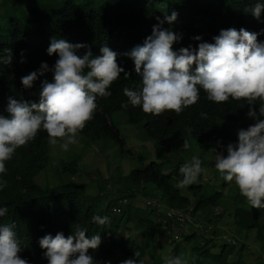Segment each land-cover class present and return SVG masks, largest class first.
Here are the masks:
<instances>
[{"label": "trees", "instance_id": "trees-1", "mask_svg": "<svg viewBox=\"0 0 264 264\" xmlns=\"http://www.w3.org/2000/svg\"><path fill=\"white\" fill-rule=\"evenodd\" d=\"M8 2L0 0V9L5 8L11 17L10 29L0 34V55L5 54V49H11L13 63L0 66V114L8 115L9 97L17 101L38 102L42 82H53V73L49 71L38 76L31 89H25L21 84V78L38 71L42 63H47L49 68L55 64L58 55L47 54L53 38L87 45L78 51V55L89 49L94 56L99 55L100 48L108 46L118 54V64L130 75L125 79L121 73L109 89L111 97L97 99L98 108L93 119L79 134L84 140L93 142L112 139L124 153L126 141L114 119L115 111H123L131 123L144 130L145 136L156 139L157 149V161L119 176L115 185L99 184V191L93 196L87 193L85 184L64 181L62 177L53 186L36 182V176L51 160L52 145L48 143L46 132H39L33 141L19 148L6 164L8 171L3 179L7 183L0 191V206H6L8 213L0 218V223L16 225L15 231L23 248L21 258L27 259L29 264H48L39 239L46 234L55 236L58 232L68 236L79 225L88 229L89 236L100 234L101 245L95 251L90 249L89 254L101 264L118 251L121 253L120 262L132 258L137 250L145 259L146 254L136 238L146 231L151 234L143 241L151 252L149 257L154 259L153 264H164V259L159 261L156 252L163 241L162 229L170 231L174 224L165 210L173 208L204 216L205 221L215 225L226 217L237 231L233 232L238 244L207 237L192 226L186 228L190 229L187 233H170L175 237V243L170 247L172 257L180 256L188 264H248L247 258L252 256L255 257L253 264H264V209L251 208L235 184L224 182L219 174L221 183L218 187L205 181L204 174L197 183L184 187L186 193L177 187L182 178L179 168L187 162V155H193L196 147L206 153L217 147V142L223 146L235 143L234 133L254 123L247 116L249 106H242L237 101L216 104L208 101L201 91L200 100L180 115L165 112L155 116L144 113L140 107H121L127 101L123 88L140 85L133 60L123 54L142 45L152 34L153 26L164 21L166 14L178 13L176 21L172 24L164 21L162 25L182 36L173 45L174 50L189 45L197 48L200 42L212 43V38L219 35L220 30L228 28L258 33V42H264V13L257 20L249 11L256 0H28L24 7L13 6V13L7 8ZM36 22L39 23L37 27ZM195 36H201L202 41L192 39ZM22 52L24 63L20 62ZM255 107L258 111L259 105ZM202 113L206 118L201 116ZM187 128L193 129L190 137L186 135ZM184 139L191 144L188 151L182 149ZM172 146L178 153L173 159L164 153L165 148L168 150ZM202 166L206 168L203 162ZM60 167L58 176L63 172L73 176L81 169V163L79 159L61 161ZM166 168L169 170L165 171ZM149 183L162 192L163 198L149 197ZM140 194L147 197L142 208L135 205ZM148 200H155L157 205L148 204ZM146 208L149 210H143ZM218 208L221 211L217 212ZM93 215H107L111 224L96 225L91 220ZM130 223H133L134 235L119 234ZM238 234H244L247 241L253 235L260 250L252 249Z\"/></svg>", "mask_w": 264, "mask_h": 264}, {"label": "clouds", "instance_id": "clouds-1", "mask_svg": "<svg viewBox=\"0 0 264 264\" xmlns=\"http://www.w3.org/2000/svg\"><path fill=\"white\" fill-rule=\"evenodd\" d=\"M257 20L264 13V0H256L249 9ZM178 13L165 15L164 21L172 24ZM159 20V18H157ZM160 21L152 28L142 45L135 46L123 55L134 62V71L140 77L136 88H123L127 98L122 108L140 107L146 114L159 116L165 112L180 115L200 100V93L216 104L237 101L249 106L247 116L254 121L246 129L238 130V142L226 147L217 142L213 149L214 165L223 181L234 183L239 193L251 208L264 209V42H258V33L243 28L222 29L214 36V42H200L197 48L191 45L174 50L182 36L162 27ZM192 39L202 41L201 36ZM83 43H70L63 38H53L47 54L58 55L55 64L49 68L42 63L38 71L21 78L25 89H31L38 76L51 71L53 82L44 80L41 84L38 102L17 101L8 98L7 116L0 114V191L6 187L3 179L7 175L6 164L16 151L33 141L39 132L47 133L50 145H59L68 151L79 143L78 135L91 121L97 111L98 98L111 97L109 90L113 82L121 77L129 78L117 62V53L108 46L100 48L99 55L89 49L78 55ZM0 55V66L13 63L11 49ZM21 63H24L23 52ZM195 65V67H194ZM256 105H259L258 111ZM201 116L206 118V114ZM191 136L193 129L187 128ZM191 144L183 140L182 149L188 151ZM199 156L182 164V177L177 187L184 188L199 181L206 173ZM8 213L6 206H0V218ZM93 223L99 226L111 224L109 216L93 215ZM14 223H0V264H29L22 259L21 242ZM88 229L77 225L72 233L65 236L46 234L38 243L44 250L43 257L48 264H101L89 254L101 245L99 233L89 236ZM139 250L132 258L121 264H145ZM110 264V262H104ZM164 264H188L180 256L168 257Z\"/></svg>", "mask_w": 264, "mask_h": 264}, {"label": "rangeland", "instance_id": "rangeland-1", "mask_svg": "<svg viewBox=\"0 0 264 264\" xmlns=\"http://www.w3.org/2000/svg\"><path fill=\"white\" fill-rule=\"evenodd\" d=\"M27 1L28 0H24L23 2L18 0H9L7 8L10 13H13V6L18 7L20 5L21 7H24L25 2ZM10 21L11 17L6 13V9H0V34H3L10 29ZM34 25L37 27L39 23L36 22ZM114 119L116 120V124L126 141V151L124 153L120 151V146L112 139L103 138L99 141L93 142L84 140L79 134V143L77 145L70 146L68 151L61 150L59 145L51 146L50 163L36 176V182L43 186H53L58 184L61 180L60 177H62L64 181L74 180L85 184L87 193L93 194L94 196L96 195L95 193H98L99 191V184L104 182L115 185L119 176H126L131 172L132 169L136 167L142 166L143 164H148L153 160L157 161L156 139L154 137L145 136L144 130L138 125L131 123L123 111H115ZM234 134L236 137L235 143H237L238 135L237 133ZM213 149L209 152L202 153L196 147L194 149L193 155L199 156L206 167L207 171L204 174L205 181H208L218 187L221 183V179L218 175V171L215 169ZM168 150L165 148L164 151L167 156H172V159L178 157L177 150L174 146ZM193 155L186 156L187 162ZM72 159L80 160L81 169L73 176L66 172H63L61 176H58L57 171L61 170V161ZM158 162L160 163V161ZM167 170L169 169L166 168L165 171ZM147 188L150 190L149 197L153 199L163 198L162 192L158 190L154 184H147ZM183 192L186 193L187 189L183 188ZM146 198V196L140 194L135 202V205L141 208L144 207L147 200ZM143 210L148 211L149 208ZM217 210L221 211L219 208L216 209V211ZM204 218V216L200 217V219L205 221ZM231 224L232 223L230 220H228L226 217H223L222 221H220L217 225V234L227 233L229 235L235 236L234 232L237 233V231ZM132 225L133 223H130L129 226L125 228V230H120L119 234L124 236L129 234L134 235L133 228H131L133 227ZM232 228L234 230H232ZM188 230L182 227L178 228L175 223L171 225L170 231L167 228L162 229L163 232L161 239L163 241L159 243V249L156 252V255L159 256V261L162 259L165 260L168 257H172L170 247L174 245L175 242L173 241V238L175 237L170 233L173 232L177 233V235H180L182 233L190 232L189 228ZM150 235V232L146 231L144 235H138L136 238V241L139 243V245H141L140 249L146 254L145 264H153L154 262V259L149 257L151 254L150 250L143 242L149 238ZM238 235L241 237L240 239L244 238V234ZM242 240L248 242L252 249L257 251L260 250L259 244L254 241L253 235H250L248 241L245 240V238ZM119 256H121V253L118 251L113 256L109 257L106 262H110V264H121L120 260H118L120 259ZM254 262L255 257L250 256L247 258L248 264H253Z\"/></svg>", "mask_w": 264, "mask_h": 264}, {"label": "built area", "instance_id": "built-area-1", "mask_svg": "<svg viewBox=\"0 0 264 264\" xmlns=\"http://www.w3.org/2000/svg\"><path fill=\"white\" fill-rule=\"evenodd\" d=\"M148 204L156 206L157 203L155 200H148ZM119 211V209L117 210ZM167 217L174 220V223L177 226H180L182 228L187 227H194L195 230H197L199 233H202L210 238H215L218 241H227V242H233L235 244H238V240L235 238V236L229 235L227 233H219L217 234V225H215L212 222H207L197 215L194 216L188 212H184L182 210L177 209H166L165 210ZM216 231V233H214Z\"/></svg>", "mask_w": 264, "mask_h": 264}]
</instances>
